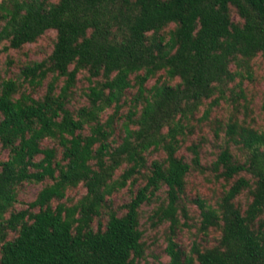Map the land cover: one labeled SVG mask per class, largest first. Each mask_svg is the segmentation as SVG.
I'll list each match as a JSON object with an SVG mask.
<instances>
[{"label": "trees", "instance_id": "1", "mask_svg": "<svg viewBox=\"0 0 264 264\" xmlns=\"http://www.w3.org/2000/svg\"><path fill=\"white\" fill-rule=\"evenodd\" d=\"M49 32L48 57L0 75V264H140L141 210L165 188L150 216L152 227L168 225L169 261L158 264H264V132L235 116L221 123L225 145L211 166L202 143L189 147L191 161L179 154L201 107L219 105L264 59V0L0 2V58ZM81 73L88 103L72 109ZM154 152L165 156L149 163ZM193 172L225 182L215 204L187 197ZM140 179L121 214L112 197ZM27 183L43 186L19 209ZM79 187L86 193L71 198ZM194 227L202 238L186 248L180 233Z\"/></svg>", "mask_w": 264, "mask_h": 264}, {"label": "rangeland", "instance_id": "2", "mask_svg": "<svg viewBox=\"0 0 264 264\" xmlns=\"http://www.w3.org/2000/svg\"><path fill=\"white\" fill-rule=\"evenodd\" d=\"M1 1L3 0H0V2ZM235 19H238L236 15ZM55 36L56 34L54 32H49L38 43L30 44L20 51L12 50L9 54L3 55L0 58V75L2 77H7L18 74L26 64L33 61H40L48 57L52 53ZM9 60H12L13 63L8 64ZM87 77V73L78 75V82L71 103L72 109H78L88 103L86 92L90 84ZM240 81V78H238L230 85L226 97L221 100L219 105L212 107L211 99L207 101L197 113L196 119L193 122L195 126L194 132L188 136L184 147L179 153L186 157L188 161L192 159V153L189 151V147L194 143H202V163L205 166H211L217 159L221 147L225 145V132L222 130L221 125L228 123L229 120L235 116L239 117L241 120L246 119L256 129L264 132V59L262 57L254 59L252 62L251 76H246L243 82ZM155 82L156 79L151 80L148 85L152 86ZM47 83L48 81L45 83V86ZM45 86L39 90L37 96H42L44 94ZM135 93L136 89L128 91V95L125 98L127 101L121 111L123 118L122 122L118 125L119 128L123 121L126 120L125 116L130 110L131 98ZM124 102L125 100L122 101V103ZM207 109L210 110V115L208 118H205L204 113ZM118 135H121V130H118ZM46 145L52 144L47 142ZM234 150L236 154L240 155L237 149L234 148ZM164 156L162 152L151 153L149 156V163L156 159H162ZM3 158H6V155H4ZM144 184L145 181L140 179L137 185L129 186L115 194L112 197L114 208L120 210L121 214H123L125 211L121 210V208L132 200L139 187ZM42 186V184L34 183L25 184L20 192V203L17 204V207L21 209L25 204L35 200ZM225 186V182L217 181L211 172H207L206 174L193 172L188 177L186 195L190 199L201 197L208 200L209 203L215 204L222 195ZM85 193L86 189L84 187H79L71 190L68 195L71 198L78 199ZM165 197L166 188L159 193L158 199L142 207L141 223L145 230L144 239L148 245V250L146 259L142 260L140 264H158L160 262L169 261V256L165 251L167 246L166 229L168 225L165 224L154 228L150 221L153 210ZM241 201L246 204L247 196L243 195ZM188 207L190 215L192 216V221H190V223H197L198 225L200 222V210L198 206L189 204ZM219 235L220 233L218 231H211L209 238H207L208 242L212 244ZM200 238H202V235L198 234V230L195 227L192 229H185L179 236L181 243L186 248L190 247L194 239Z\"/></svg>", "mask_w": 264, "mask_h": 264}]
</instances>
